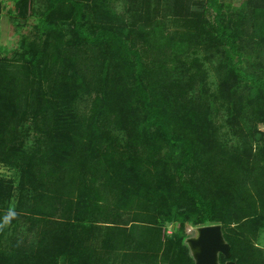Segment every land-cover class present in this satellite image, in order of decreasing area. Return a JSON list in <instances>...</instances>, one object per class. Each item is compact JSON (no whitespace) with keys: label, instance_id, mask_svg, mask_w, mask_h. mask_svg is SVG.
Instances as JSON below:
<instances>
[{"label":"trees","instance_id":"16d2710c","mask_svg":"<svg viewBox=\"0 0 264 264\" xmlns=\"http://www.w3.org/2000/svg\"><path fill=\"white\" fill-rule=\"evenodd\" d=\"M10 1L0 264H264V0Z\"/></svg>","mask_w":264,"mask_h":264},{"label":"rangeland","instance_id":"374dc122","mask_svg":"<svg viewBox=\"0 0 264 264\" xmlns=\"http://www.w3.org/2000/svg\"><path fill=\"white\" fill-rule=\"evenodd\" d=\"M225 4H231L232 6H239L246 0H222ZM1 5V15H0V56L8 55L10 56L12 51L17 49L19 39L22 35H27L34 25V20H28L25 22V25H21L20 22L19 27L16 26L12 18L9 17V12L13 10V5L10 0H0ZM260 130L264 133V127L260 126ZM0 174H4V176H10V172H8L4 168H0ZM171 231V229L169 230ZM187 233L190 236L189 238L195 237V230L192 227L187 228ZM258 245L261 248H264V232H262L258 239Z\"/></svg>","mask_w":264,"mask_h":264},{"label":"water","instance_id":"95a60500","mask_svg":"<svg viewBox=\"0 0 264 264\" xmlns=\"http://www.w3.org/2000/svg\"><path fill=\"white\" fill-rule=\"evenodd\" d=\"M186 243L192 254L194 264H220L219 255L230 261V247L225 243L220 225H210L195 229V237L188 238Z\"/></svg>","mask_w":264,"mask_h":264}]
</instances>
